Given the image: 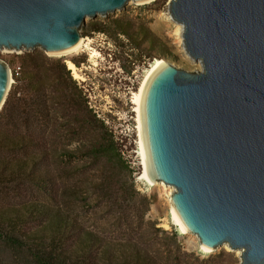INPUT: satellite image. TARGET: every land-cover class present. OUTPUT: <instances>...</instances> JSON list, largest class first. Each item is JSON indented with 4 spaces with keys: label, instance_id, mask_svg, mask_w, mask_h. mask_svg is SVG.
Returning <instances> with one entry per match:
<instances>
[{
    "label": "water",
    "instance_id": "1",
    "mask_svg": "<svg viewBox=\"0 0 264 264\" xmlns=\"http://www.w3.org/2000/svg\"><path fill=\"white\" fill-rule=\"evenodd\" d=\"M128 1L0 0V49L69 52L86 18ZM168 11L202 69L161 60L147 74L137 101L145 178L174 188L173 215L204 251L227 244L240 264H264V0H170ZM11 78L0 60V109Z\"/></svg>",
    "mask_w": 264,
    "mask_h": 264
},
{
    "label": "rangeland",
    "instance_id": "2",
    "mask_svg": "<svg viewBox=\"0 0 264 264\" xmlns=\"http://www.w3.org/2000/svg\"><path fill=\"white\" fill-rule=\"evenodd\" d=\"M169 1L154 0L136 4L129 0L122 9L110 12L106 16L86 18L84 23L85 25L94 20L105 21L121 16L131 18L151 30L167 47L170 53L168 57L149 59L140 56L130 48L124 37L121 36V44L117 45L105 33L92 32L83 35L82 27L81 36L88 44L86 47L61 56L47 54L39 48L32 50L43 53L46 57L43 67L49 68L47 70L54 69L57 61L66 64L68 60L81 61L86 58L85 62L76 67L82 78L75 79L82 90L81 99H84L87 107L92 109V113L98 119L104 121L105 129L112 136L118 152L131 171L130 175L128 171L121 170L106 158L93 160L89 156H83L61 159L58 156L61 150H74L80 146L86 149L91 143L101 141L104 129L89 126L83 121L82 118L86 116L81 109L78 119L83 123L82 125L76 123L77 133L74 134L71 125H75L76 110L67 98L71 86L67 82L59 84L44 80L42 88L44 96L41 99L44 105H47V115L34 116L33 123L28 127H25L21 116L16 113H13L15 116L12 120L9 115L7 121L0 123L11 138L22 139L24 142L32 140L35 143V147H28L25 151L13 148L0 151V211L18 207L23 202L40 201L50 205L56 204L71 217L98 231L106 239L140 237L142 245L151 250L159 248L161 259L168 264H240V253L230 249L227 244H222L210 252L201 251L198 237L193 233H182L172 217L170 203L172 186L162 181L151 185L142 177L137 112L133 97L138 92L147 71L155 59H163L189 72L202 69L201 63L190 58L183 48L179 25L169 15ZM23 52L0 49V60L8 64L12 73L13 70L19 71L17 56ZM15 85L17 82L12 76L10 89ZM35 153L42 156L40 167L53 175V182L49 183L46 189L38 188L20 176L11 179V176L1 175V165L4 164L7 174L19 161L28 160L29 156ZM97 180H104L105 193L101 189L90 187L91 182ZM72 187L87 193V203L60 195L62 190ZM133 188L137 193L134 198ZM47 193L55 195L58 200H50ZM145 207V214L140 219ZM152 225H155L157 231ZM172 233L175 235L172 236Z\"/></svg>",
    "mask_w": 264,
    "mask_h": 264
},
{
    "label": "trees",
    "instance_id": "3",
    "mask_svg": "<svg viewBox=\"0 0 264 264\" xmlns=\"http://www.w3.org/2000/svg\"><path fill=\"white\" fill-rule=\"evenodd\" d=\"M82 29L83 35L92 32L105 33L117 45L121 44L122 36L133 51L149 59L164 58L170 54L167 47L147 26L136 23L126 16L113 17L105 21L94 20L83 25ZM17 58L19 71L13 70L12 73L17 85L9 90L0 109V123L7 121L9 115L12 120L15 116L13 113H16L21 116L25 127H28L33 123L34 116L47 115V105H44L41 99L44 96L42 92L44 80L59 84L67 82L71 86L67 98L76 110L75 125H71L74 134L77 133L76 126L83 123L78 119L81 109L86 116L82 118L83 121L89 126H98L104 130L101 141L91 143L86 149L80 146L74 150H61L58 156L61 159L83 156H89L93 160L106 158L121 170L128 171L130 175L131 171L118 152L112 136L105 129L104 121L98 119L92 113V109L87 107L84 99H81L82 90L73 77L72 70L68 68L67 62L66 65L63 61H57L54 69L47 70L49 68L43 67L46 57L39 51L23 52ZM85 60L86 58L81 61L73 59L71 62L78 68ZM36 95L39 96L35 97ZM66 124L68 125V121ZM28 147H35V143L32 140L24 142L22 139L11 138L0 126V151L8 148L25 151ZM40 163L42 156L40 153L39 155L35 153L29 156L28 160L19 161L7 174L4 164L1 165V175L11 176V179L20 176L38 188L46 189V186L53 182V175L48 170L42 169ZM91 183L90 187L93 189L106 192L103 188L104 180ZM47 194L50 200H58L55 195ZM136 194L133 188V198ZM60 195L68 196L74 201L86 202L87 198V193H82L80 189L73 187L65 188ZM145 211L146 207L142 210L140 219L143 218ZM154 226L152 225L153 229ZM174 235L175 233H172V236ZM139 239L140 237L106 239L98 231L86 227L82 222L71 217L56 204L31 201L0 211V264H168L161 259L159 248L151 250L142 245Z\"/></svg>",
    "mask_w": 264,
    "mask_h": 264
},
{
    "label": "bare ground",
    "instance_id": "4",
    "mask_svg": "<svg viewBox=\"0 0 264 264\" xmlns=\"http://www.w3.org/2000/svg\"><path fill=\"white\" fill-rule=\"evenodd\" d=\"M151 1H153V0H150V1H148V2H151ZM178 25H179V30H180V34L182 33V25L181 24H179L178 23ZM80 38H82L81 39V41H80V43H79V45L76 47V48H74L73 50H71V51H69V52H65V53H62V54H51V55H68V54H70V53H72V52H75V51H77L78 49H80L81 47H83V46H87L88 44L86 43V40L83 38V37H80ZM5 49V48H4ZM5 50H7V49H5ZM163 61V62H165L163 59H156L155 60V62L152 64V66H151V68L147 71V74L151 71V69L157 64V63H159L160 61ZM67 64H68V68L69 69H71L72 70V75H73V77L75 78V79H82L81 78V76L77 73V71H76V67H75V65L71 62V61H67ZM147 74H146V76H147ZM146 78V77H145ZM145 80V79H144ZM144 80H143V82H144ZM12 81V78H11V80H10V82ZM143 82H142V84H143ZM142 84H141V86H142ZM141 86H140V88H139V90H138V92L137 93H135V95H134V97H133V102H134V104L136 105V112H137V101H138V96H139V92H140V89H141ZM139 143V142H138ZM140 151V150H139ZM141 165H142V161H141ZM143 167V166H142ZM142 177L145 179V180H147L146 178H145V175H144V172H143V174H142ZM148 182V181H147ZM155 183H153V184H151V185H154ZM171 189L174 191V188L173 187H171ZM171 213H172V217H173V219L176 221V219H175V217H174V215H173V212H172V210H171ZM177 222V221H176ZM178 224V223H177ZM179 226V225H178ZM180 230H181V228H180ZM181 232H182V230H181ZM183 233V232H182ZM201 245V243L199 244V246ZM223 245H226V244H223ZM200 249H201V251H203V252H210V251H204L201 247H200ZM237 252L238 253H240V251L239 250H237Z\"/></svg>",
    "mask_w": 264,
    "mask_h": 264
},
{
    "label": "built area",
    "instance_id": "5",
    "mask_svg": "<svg viewBox=\"0 0 264 264\" xmlns=\"http://www.w3.org/2000/svg\"><path fill=\"white\" fill-rule=\"evenodd\" d=\"M19 68V67H18Z\"/></svg>",
    "mask_w": 264,
    "mask_h": 264
}]
</instances>
